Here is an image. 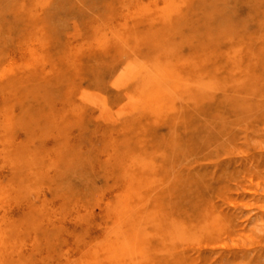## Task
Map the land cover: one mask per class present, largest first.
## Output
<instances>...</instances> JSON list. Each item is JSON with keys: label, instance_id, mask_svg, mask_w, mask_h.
Listing matches in <instances>:
<instances>
[{"label": "rangeland", "instance_id": "1", "mask_svg": "<svg viewBox=\"0 0 264 264\" xmlns=\"http://www.w3.org/2000/svg\"><path fill=\"white\" fill-rule=\"evenodd\" d=\"M0 233V264H264V0H0Z\"/></svg>", "mask_w": 264, "mask_h": 264}, {"label": "bare ground", "instance_id": "2", "mask_svg": "<svg viewBox=\"0 0 264 264\" xmlns=\"http://www.w3.org/2000/svg\"><path fill=\"white\" fill-rule=\"evenodd\" d=\"M157 1V0H156ZM168 1V0H167ZM165 4V3H164ZM37 43V42H36ZM43 56V55H42ZM74 57H75V55H74ZM44 58V57H43ZM32 59H34V58H32ZM171 59V58H170ZM129 67V66H128ZM237 67V66H236ZM130 68V67H129ZM160 70V69H159ZM43 72V71H42ZM206 74V73H205ZM119 82V81H118ZM116 83V82H115ZM118 84V83H117ZM122 86V85H121ZM123 87V86H122ZM153 95L154 94H152L151 96L153 97ZM156 95H158V94H155V96ZM150 96V97H151ZM138 104V103H137ZM149 104V103H148ZM165 109V108H164ZM170 112V111H169ZM169 115V114H168ZM168 115H167V117H168ZM166 116V115H165ZM166 118V117H165ZM174 156V155H173ZM134 180H131V182L129 183L130 185L125 189V193H124V195L122 194V198H123V196H125V199L128 201V198L132 195V194H134V193H136L137 192V190L139 189V187L137 188V187H133L134 185V182H133ZM135 181H138V180H135ZM142 183V182H141ZM138 185V184H137ZM142 191V190H141ZM140 192V191H139ZM138 192V193H139ZM45 193V192H44ZM211 195V194H210ZM130 199V198H129ZM139 199V198H138ZM31 200V199H30ZM29 202V201H28ZM244 203V202H243ZM139 211V210H138ZM121 217V216H120ZM121 221H122V219H121ZM210 228H212V227H210ZM213 229V228H212ZM120 237V236H119ZM118 237V238H119ZM138 239V233L137 232H135V233H133V234H130V235H128V236H126V235H124V237L123 236H121V241H119V242H117L118 243V245H119V247L118 248H120V250L122 251H125L127 248H135V246H136V240ZM6 240V238H5V236H4V234H1L0 233V247H2V248H4L5 247V241ZM117 246V245H116ZM97 251V250H96ZM102 250H100V252H101ZM135 251H138V250H134V252ZM66 253V252H65ZM118 253V252H117ZM123 253V252H122ZM99 254H101V253H99ZM98 254V255H99ZM103 254V253H102ZM98 255H96V257L98 256ZM113 255V254H112ZM122 255V254H121ZM90 259V258H89ZM92 260H94L95 262L98 260L97 258H96V260H95V258H91ZM88 260L89 262L90 261H92V260ZM109 259V261L111 260V258H108ZM114 260H118V257H116V258H114ZM104 261V260H103ZM97 264V263H96Z\"/></svg>", "mask_w": 264, "mask_h": 264}]
</instances>
